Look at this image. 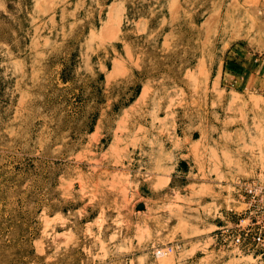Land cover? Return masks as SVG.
I'll return each instance as SVG.
<instances>
[{"label": "rangeland", "instance_id": "374dc122", "mask_svg": "<svg viewBox=\"0 0 264 264\" xmlns=\"http://www.w3.org/2000/svg\"><path fill=\"white\" fill-rule=\"evenodd\" d=\"M260 1L0 0V264H264L214 240L264 186V95L211 77Z\"/></svg>", "mask_w": 264, "mask_h": 264}, {"label": "built area", "instance_id": "2783aa9c", "mask_svg": "<svg viewBox=\"0 0 264 264\" xmlns=\"http://www.w3.org/2000/svg\"><path fill=\"white\" fill-rule=\"evenodd\" d=\"M238 200L244 209L236 215V219L217 229L215 239L222 246L236 247L246 250L257 260L264 259V186L253 180L239 181L235 184ZM172 248H153L156 257L167 256Z\"/></svg>", "mask_w": 264, "mask_h": 264}, {"label": "crops", "instance_id": "0c3cea01", "mask_svg": "<svg viewBox=\"0 0 264 264\" xmlns=\"http://www.w3.org/2000/svg\"><path fill=\"white\" fill-rule=\"evenodd\" d=\"M259 6L264 12V0L260 1ZM219 60L212 68L213 84L229 93L246 94L252 92L257 95H264V47L250 49L246 45H235L223 52ZM235 191L238 198V191ZM238 202L241 201L238 200ZM218 228L215 226V230ZM251 258L253 261H257L253 256Z\"/></svg>", "mask_w": 264, "mask_h": 264}]
</instances>
